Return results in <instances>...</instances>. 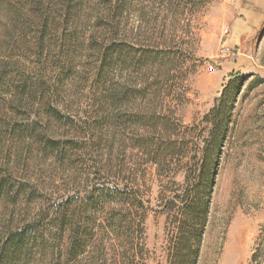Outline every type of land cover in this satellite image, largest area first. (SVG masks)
<instances>
[{"label": "rangeland", "instance_id": "374dc122", "mask_svg": "<svg viewBox=\"0 0 264 264\" xmlns=\"http://www.w3.org/2000/svg\"><path fill=\"white\" fill-rule=\"evenodd\" d=\"M62 1L0 0V238L24 229L40 208L79 189L85 194L94 177L92 155L81 150L56 160L39 140L24 137L22 124L37 121L53 137L90 141L100 106L109 116L121 114L115 127L107 126L116 134L111 164L118 168L136 153L121 134L155 124L156 112L181 128L185 145L162 167L139 170L147 215L145 251L134 264H170L176 229L168 197L199 161L210 130L205 117L237 77L197 264H264V0H75L69 8ZM112 3L123 10L109 25ZM111 26L127 49L107 85L134 91L113 105L102 95L97 49L87 40L95 32L99 45L109 43ZM52 100L68 120L49 117ZM173 126L170 135L178 131ZM29 188L36 194L26 198ZM103 237L108 249L116 243L111 230ZM47 242L51 254L56 243ZM117 257L107 252L109 264H123Z\"/></svg>", "mask_w": 264, "mask_h": 264}, {"label": "trees", "instance_id": "16d2710c", "mask_svg": "<svg viewBox=\"0 0 264 264\" xmlns=\"http://www.w3.org/2000/svg\"><path fill=\"white\" fill-rule=\"evenodd\" d=\"M74 1L62 2L65 8H69ZM122 8L119 3L117 6H113L112 3L107 9L108 18H112L107 20L109 25L113 23V20H119L118 13H122ZM69 12L70 10L67 13ZM111 29L112 40L109 43L104 41L102 45L97 42L98 36L95 37V32L87 34V40L93 43L94 49H97L98 81L103 86L102 95L109 105H113L114 102H109L113 99H116L114 101L118 104L122 103L123 98L134 92L130 88H127L125 92V89L119 91L114 88V85H107L113 81L114 62L120 54H126L127 49L125 42L118 41L120 39L116 26H111ZM83 41L85 42V38ZM38 53L42 55L43 50H39ZM136 59L140 60V58ZM237 81V77L230 80L205 117L210 130L200 150V159L188 172L185 185L181 187V190L175 191L168 197L167 204L174 212L176 229L169 252L170 264L198 263L208 221L215 172L239 89ZM97 113L96 122L98 121L99 125L94 126L90 133L91 142L88 137L82 141L68 137H53L49 129L43 130L44 126L39 127L37 121L20 126L24 137L39 140L45 149L47 147L51 149L56 160L59 158V161H62V157H68L67 153L73 156L81 150L85 151L84 154L92 155L96 159L92 168L94 177L89 181L91 183L85 194L81 195L79 189L74 193L75 195L62 197L58 202L44 206L35 212L29 220L30 224L23 227L24 229L15 228L7 231L0 238V264H30V262L32 264L36 262L37 264H81L84 258L89 259L91 264H109L107 258L109 251L114 256L122 258L123 264H134L137 257H142L145 251L142 239L147 208L140 187L139 170L147 163L157 168L162 167L169 158L182 153L185 145L182 131L181 128L171 125L168 115L152 113L151 116H157L158 122L141 128L131 125L127 129L130 131L129 134L127 131L121 134L123 143H128L130 149L136 153L132 159L133 162L124 164L122 160V164H118L116 168L117 166L114 167L111 164L116 134L107 126L115 127L116 122L123 115L116 113V116H109L108 112H103V106H100ZM137 113L140 112L132 115L140 118ZM48 115L56 122L65 121V118L68 120L53 100L48 102ZM142 117L148 116L145 114ZM105 122H108L107 125ZM169 126H173L178 131L170 135ZM83 144L85 146H82ZM128 145L122 147L124 155ZM137 158L143 159L144 162L137 163ZM1 185L2 182H0ZM23 193L24 197L29 198L34 196L36 191L29 188L28 192ZM109 230L115 234V238L111 240L116 241L111 244L110 250L103 246V235ZM131 231H133L132 234H130ZM47 238L56 243L51 254H48L45 248Z\"/></svg>", "mask_w": 264, "mask_h": 264}, {"label": "built area", "instance_id": "2783aa9c", "mask_svg": "<svg viewBox=\"0 0 264 264\" xmlns=\"http://www.w3.org/2000/svg\"><path fill=\"white\" fill-rule=\"evenodd\" d=\"M223 53L224 54H229V50L228 49H225V50H223Z\"/></svg>", "mask_w": 264, "mask_h": 264}]
</instances>
